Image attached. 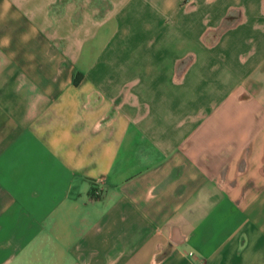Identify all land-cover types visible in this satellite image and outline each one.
<instances>
[{
    "label": "crops",
    "instance_id": "obj_1",
    "mask_svg": "<svg viewBox=\"0 0 264 264\" xmlns=\"http://www.w3.org/2000/svg\"><path fill=\"white\" fill-rule=\"evenodd\" d=\"M0 264H264V0H0Z\"/></svg>",
    "mask_w": 264,
    "mask_h": 264
},
{
    "label": "built area",
    "instance_id": "obj_2",
    "mask_svg": "<svg viewBox=\"0 0 264 264\" xmlns=\"http://www.w3.org/2000/svg\"><path fill=\"white\" fill-rule=\"evenodd\" d=\"M186 254H187V255H190V256L193 255V253L190 252V251H187Z\"/></svg>",
    "mask_w": 264,
    "mask_h": 264
}]
</instances>
